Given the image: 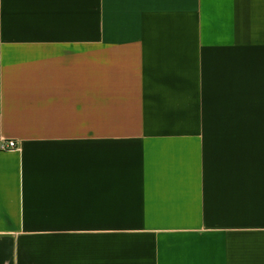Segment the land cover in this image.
I'll return each mask as SVG.
<instances>
[{
    "label": "crops",
    "instance_id": "obj_1",
    "mask_svg": "<svg viewBox=\"0 0 264 264\" xmlns=\"http://www.w3.org/2000/svg\"><path fill=\"white\" fill-rule=\"evenodd\" d=\"M0 264H264V0H0Z\"/></svg>",
    "mask_w": 264,
    "mask_h": 264
},
{
    "label": "built area",
    "instance_id": "obj_2",
    "mask_svg": "<svg viewBox=\"0 0 264 264\" xmlns=\"http://www.w3.org/2000/svg\"><path fill=\"white\" fill-rule=\"evenodd\" d=\"M0 149L2 151H15L18 150V145L14 140L2 141L0 144Z\"/></svg>",
    "mask_w": 264,
    "mask_h": 264
}]
</instances>
